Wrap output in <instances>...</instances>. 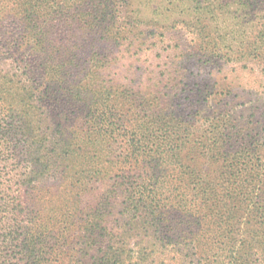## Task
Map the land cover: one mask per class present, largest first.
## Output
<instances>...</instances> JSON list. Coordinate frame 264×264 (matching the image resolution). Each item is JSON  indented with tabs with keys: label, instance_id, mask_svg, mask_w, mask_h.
<instances>
[{
	"label": "trees",
	"instance_id": "trees-1",
	"mask_svg": "<svg viewBox=\"0 0 264 264\" xmlns=\"http://www.w3.org/2000/svg\"><path fill=\"white\" fill-rule=\"evenodd\" d=\"M188 2L0 0V264H264L262 228L238 244L244 218L264 223V174L231 134L203 130L217 106H175L173 73L166 93L106 79L120 53L148 51L125 20L144 5L168 24ZM230 2L193 15L264 13V0ZM207 31L206 50L222 52Z\"/></svg>",
	"mask_w": 264,
	"mask_h": 264
},
{
	"label": "rangeland",
	"instance_id": "rangeland-1",
	"mask_svg": "<svg viewBox=\"0 0 264 264\" xmlns=\"http://www.w3.org/2000/svg\"><path fill=\"white\" fill-rule=\"evenodd\" d=\"M188 1L189 12L172 18L168 24L154 23L148 18L144 5L140 7L141 18L133 14V18L138 19L133 21L132 27L127 26L128 21L125 20L121 28H133V31L146 34L148 51L139 53L140 56L133 59L126 55L129 58L127 61L120 53L116 58V67L106 73L109 76L106 79L135 93L140 91V85L153 93H166L171 79L169 75L173 73L172 79L175 81L172 84L175 88L172 93L178 96L174 98V105H184L189 98L208 107L207 113H215L217 106V123L215 117L210 116V120L205 119L200 123L203 130H211L214 125L217 135L231 134L239 146L242 144L239 152L258 157L259 171L264 174V13L260 8L254 10L252 6L243 10L231 6L218 22L217 19L198 22L193 15L196 5L205 12L210 10L211 3L217 6L223 0ZM224 3L231 2L224 0ZM174 19L175 22H172ZM210 27H217V43L221 45L222 52L209 53L206 50V43L209 42L207 29ZM256 35L263 36L262 42L257 41L256 44ZM130 60L137 61L134 63ZM79 64L80 69H90L91 58L84 57ZM174 69H179L183 79L181 75L177 77ZM162 105L171 107L168 103ZM199 105H195L196 109L200 108ZM223 111L225 114L228 111L233 121L223 123V117L218 115ZM210 123L213 124L208 128ZM257 219H243L240 229L244 232L240 235L243 240L242 243L239 241L240 246L249 247L252 238L250 232L254 229L262 228L264 231V223L259 226ZM253 234L264 237L260 233ZM245 251L248 252L247 248Z\"/></svg>",
	"mask_w": 264,
	"mask_h": 264
}]
</instances>
